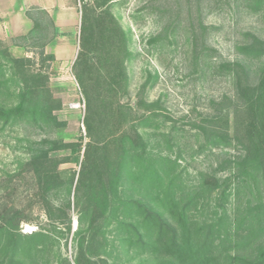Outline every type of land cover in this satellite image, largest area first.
Instances as JSON below:
<instances>
[{
	"label": "trees",
	"instance_id": "trees-1",
	"mask_svg": "<svg viewBox=\"0 0 264 264\" xmlns=\"http://www.w3.org/2000/svg\"><path fill=\"white\" fill-rule=\"evenodd\" d=\"M114 1L79 0L71 73L85 108L83 150L82 137L67 143L17 136L14 145L24 159L19 158L12 173L3 171L0 193L30 175L29 196L45 209L52 195L63 196L66 207L59 209L65 224L76 177L75 264H264V39L245 33L244 44L237 46L238 60L210 66L205 46L209 27L199 16L204 6L220 0H184L185 27L177 2L168 6L176 14L149 43L165 45L167 34L176 39L183 26L191 64L202 66L201 72L213 69L234 86V97L225 96L216 114H205L186 132L167 124L157 112L158 101L140 97L154 79L150 73L134 105L122 103L132 52L127 32L111 11ZM243 1L252 9L264 6V0ZM26 15L32 29L12 43L31 56L15 57L0 41V133L65 126L53 121L61 102L49 86L48 69L55 58L45 52L47 36L54 38L56 29L42 9L33 7ZM188 133L199 140L195 153L219 151L223 156L193 180L184 177L179 156H173ZM64 150L69 155L51 156ZM66 163L79 164L78 172L67 178L59 170ZM243 193L249 198L233 222L230 205ZM1 202L0 196V264H50L52 235L42 229L20 233V223H31L26 210H8ZM62 231L70 234L71 226Z\"/></svg>",
	"mask_w": 264,
	"mask_h": 264
},
{
	"label": "rangeland",
	"instance_id": "rangeland-1",
	"mask_svg": "<svg viewBox=\"0 0 264 264\" xmlns=\"http://www.w3.org/2000/svg\"><path fill=\"white\" fill-rule=\"evenodd\" d=\"M176 2L179 10L176 13L185 27L187 11L184 0H116L111 11L127 32L132 52L130 60L126 63L128 95L122 103L129 104L131 107L134 105L140 86L150 73L154 79L140 97L147 102L158 101L157 112L166 118L167 124L176 125L188 132L194 124L199 123L205 114H216L218 104L225 96L234 97V86L230 78L216 76L213 69H205L201 72L202 66L198 68L191 64L190 49L183 26L178 30L176 39H172L167 34L169 38L165 45L149 43L150 38L161 32L169 23L171 15L176 14L168 11L170 9L168 6H176ZM79 6V0H76L75 7L78 15L75 18L72 33L69 39H66L68 50H63L66 40L61 43L57 42L58 54H61L63 58L57 62L54 60L48 69L52 95L61 102V108L53 112V121L63 122L65 126L61 129L48 128L42 131L27 126L21 130L0 133V178L4 175L3 171L8 173L14 171L19 158L24 159L21 150L16 149L14 145L17 136L34 139L44 136L67 143L77 142L82 137L83 150L87 141L82 125L85 108L83 98L71 73L72 63L78 49ZM165 8L167 10L164 13ZM192 16L196 18V14ZM199 19L209 27L205 46L210 49V66L223 61L238 60L240 55L237 53V46L244 44L245 33H251L264 39V6L261 9H252L243 0H220L216 4L210 3L208 7L204 6ZM52 38L47 36L46 46L51 45L54 41ZM39 44L35 45L36 48ZM23 49L25 50L24 46ZM12 55L22 57L15 53ZM256 67L254 64L253 68ZM179 141V150L175 147L173 156H179L180 169L185 171L184 177L189 180H193L200 172L210 171L212 166L223 158L219 151L195 153L199 140L189 133ZM230 153L233 154L234 151ZM66 155H69L67 150L51 153L52 157ZM59 170L67 178L73 172H78L79 164H62ZM74 183L69 197L70 206L65 209L67 218L65 224L61 223L63 216L59 209L66 207L62 202L63 196L61 194L52 195V202L45 209L29 196L33 193V181L30 175L24 174L0 193L1 205L6 209L23 208L26 210V216L31 223H20L18 226L20 233L29 234L42 229L52 235L53 256L50 264H67V262L75 264L76 250L72 241V233L78 228V206L75 202ZM248 198L243 193L230 205L233 222L244 210ZM46 212H49V216ZM67 224L71 226L70 234L62 231Z\"/></svg>",
	"mask_w": 264,
	"mask_h": 264
},
{
	"label": "crops",
	"instance_id": "crops-1",
	"mask_svg": "<svg viewBox=\"0 0 264 264\" xmlns=\"http://www.w3.org/2000/svg\"><path fill=\"white\" fill-rule=\"evenodd\" d=\"M76 0H0V41L5 43L10 52L19 56H29L22 46L14 45L12 40L26 36L32 29L33 23L26 15L31 8L44 10L52 20L56 29L54 41L45 47L46 53L54 55L55 61L62 59L58 54V43L69 39L78 15L75 7ZM63 50H68L67 40ZM66 56V54H63Z\"/></svg>",
	"mask_w": 264,
	"mask_h": 264
}]
</instances>
